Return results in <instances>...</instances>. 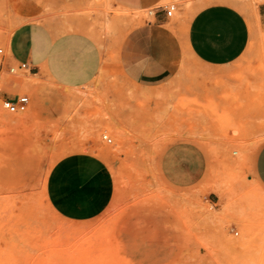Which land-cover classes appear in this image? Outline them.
I'll use <instances>...</instances> for the list:
<instances>
[{
    "label": "rangeland",
    "instance_id": "obj_1",
    "mask_svg": "<svg viewBox=\"0 0 264 264\" xmlns=\"http://www.w3.org/2000/svg\"><path fill=\"white\" fill-rule=\"evenodd\" d=\"M222 1L248 21L242 56L223 68L198 65L184 44L197 7L165 0L176 5L164 27L178 39L182 62L154 87L130 80L118 59L122 39L151 20L153 7L55 4L40 20L90 36L102 52L97 76L68 88L10 62L24 21L0 0V91L29 98L26 112L10 114L0 97V264H264V187L253 171L264 143V25L258 0ZM180 145L206 162L190 187L161 169L164 153ZM83 153L112 176L103 208L87 207L59 169Z\"/></svg>",
    "mask_w": 264,
    "mask_h": 264
},
{
    "label": "crops",
    "instance_id": "obj_2",
    "mask_svg": "<svg viewBox=\"0 0 264 264\" xmlns=\"http://www.w3.org/2000/svg\"><path fill=\"white\" fill-rule=\"evenodd\" d=\"M7 1L24 21L12 37L10 62H25L31 74L47 76L68 88L84 86L97 76L102 52L93 38L76 30L55 32L53 22L40 20L42 14L47 18L55 4L77 0ZM164 1L113 0V5L131 9L154 8L149 13L151 20L131 28L118 47L121 71L140 86H159L175 74L182 62L178 39L164 27L169 18L162 11ZM192 5L197 8L184 30V44L190 58L207 68H223L236 62L249 41L246 16L227 1L193 0ZM256 6L259 23L264 25V0H258ZM0 97L14 96L0 91ZM59 169L87 207L100 209L107 205L113 183L102 160L87 153L77 154L63 158ZM161 169L177 186L190 187L204 176L206 162L192 145H180L164 153ZM253 171L264 187V143L255 152Z\"/></svg>",
    "mask_w": 264,
    "mask_h": 264
},
{
    "label": "built area",
    "instance_id": "obj_3",
    "mask_svg": "<svg viewBox=\"0 0 264 264\" xmlns=\"http://www.w3.org/2000/svg\"><path fill=\"white\" fill-rule=\"evenodd\" d=\"M176 9L175 4H168L163 7L162 11L164 12L165 16L170 17L174 10ZM153 13V12H149ZM2 54V49L0 48V55ZM19 69H26L29 71L27 63H21L18 65ZM11 72L14 70V68L9 69ZM2 108L6 110L10 114L14 113H24L28 109L29 105V98L26 95L23 96H14L13 98H5L2 101ZM103 139H106L107 142H111L110 138H107L106 135L103 136Z\"/></svg>",
    "mask_w": 264,
    "mask_h": 264
},
{
    "label": "bare ground",
    "instance_id": "obj_4",
    "mask_svg": "<svg viewBox=\"0 0 264 264\" xmlns=\"http://www.w3.org/2000/svg\"><path fill=\"white\" fill-rule=\"evenodd\" d=\"M12 119H14V117Z\"/></svg>",
    "mask_w": 264,
    "mask_h": 264
}]
</instances>
